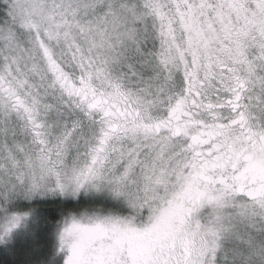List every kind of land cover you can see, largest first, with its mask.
Wrapping results in <instances>:
<instances>
[{
  "label": "snow or ice",
  "instance_id": "1",
  "mask_svg": "<svg viewBox=\"0 0 264 264\" xmlns=\"http://www.w3.org/2000/svg\"><path fill=\"white\" fill-rule=\"evenodd\" d=\"M0 264H264V0H0Z\"/></svg>",
  "mask_w": 264,
  "mask_h": 264
}]
</instances>
